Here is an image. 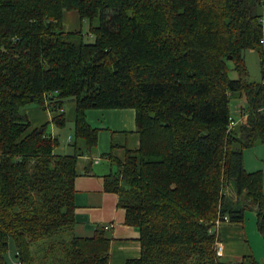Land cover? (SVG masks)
<instances>
[{
    "label": "trees",
    "instance_id": "16d2710c",
    "mask_svg": "<svg viewBox=\"0 0 264 264\" xmlns=\"http://www.w3.org/2000/svg\"><path fill=\"white\" fill-rule=\"evenodd\" d=\"M263 5L0 0V264H110L104 227L75 233V180L79 156L98 145L88 110L112 108H134L141 135L105 183L140 232L142 255L127 264H264L218 253L222 225L243 226L248 210L264 237V174L244 155L264 143V85L245 59L257 50L264 77ZM71 11L79 30L64 27ZM233 97L247 102L238 120ZM69 102L74 153L57 154L49 123L32 126L26 110L50 111L64 128Z\"/></svg>",
    "mask_w": 264,
    "mask_h": 264
},
{
    "label": "crops",
    "instance_id": "0c3cea01",
    "mask_svg": "<svg viewBox=\"0 0 264 264\" xmlns=\"http://www.w3.org/2000/svg\"><path fill=\"white\" fill-rule=\"evenodd\" d=\"M81 26L82 20L76 11L65 14L66 30H79ZM64 112L67 124L72 122L74 128L76 103H67ZM27 116L32 126L41 127L49 123L50 133L53 136L57 137L60 133L56 129L62 127L52 122L54 116L52 112L35 106L28 108ZM87 118L93 126L99 128L98 145L79 156L78 176L75 180V233L80 236H92L98 227H104L111 238L110 264H127L128 260L138 259L142 255L140 232L138 228L125 223L126 210L118 205L119 195L108 192L105 183L106 178L114 173L116 163L123 162L128 151H135L140 147L141 135L136 125V110L134 108L90 109ZM67 142L68 146L64 145L63 154L74 153V136L69 135ZM254 230L249 232L247 225L223 224L220 228L219 243L224 245V250L218 253L231 260L249 254L256 255L254 243L263 241L264 245V237L259 227L257 231ZM256 259L264 262L260 258L256 257Z\"/></svg>",
    "mask_w": 264,
    "mask_h": 264
},
{
    "label": "rangeland",
    "instance_id": "374dc122",
    "mask_svg": "<svg viewBox=\"0 0 264 264\" xmlns=\"http://www.w3.org/2000/svg\"><path fill=\"white\" fill-rule=\"evenodd\" d=\"M264 8V5H263ZM264 18V16H263ZM264 24V21H263ZM83 28L84 31H88V25L86 24V22L83 23ZM88 37V41H92L93 38L90 37L89 35ZM245 59H246V64L248 67V71H249V80L252 82H262V77H263V69H262V57L261 55L258 53L257 50L255 49H247L245 51ZM229 74L230 77L233 79L238 78V73L235 71L233 63H230V69H229ZM247 102L245 98H238V97H233L232 101H231V108H232V113L234 118H236L235 120H238L239 117V113L241 111V109H243L244 106H246ZM37 105H33V107H35ZM38 107V106H37ZM28 110V109H27ZM26 110V112H27ZM239 124V123H237ZM59 129V130H58ZM56 129L57 132L59 133L57 135V137L59 138L60 144L57 146L55 153L57 154H63L64 153V145L68 146V142H67V137L70 135L73 136L74 134V128L72 125V122H69L67 124V126L65 128H58ZM50 125L47 128V132L50 133ZM235 147H240V145L238 144ZM245 167L249 172H255V171H262L264 174V143L262 142H257L255 146L250 147L245 149ZM257 214L255 213V211L253 210H248L245 216V226L247 225L249 228V232L250 230H255L257 231L258 229V225H257ZM254 239V236H252ZM254 248H255V257L260 258L261 261L264 260V245H263V241L260 243L256 242L254 243ZM218 252H222L224 250V245L220 244L218 242ZM11 256V255H10ZM12 256H14L12 254ZM227 258V257H225ZM11 260V264H13L12 259ZM39 263V261L37 262V264ZM227 264H231L230 262Z\"/></svg>",
    "mask_w": 264,
    "mask_h": 264
},
{
    "label": "built area",
    "instance_id": "2783aa9c",
    "mask_svg": "<svg viewBox=\"0 0 264 264\" xmlns=\"http://www.w3.org/2000/svg\"><path fill=\"white\" fill-rule=\"evenodd\" d=\"M263 42H264V40H263ZM262 84L264 85V77L262 79ZM236 123H237V121H233L231 123V126L235 125ZM225 220H227V218H225ZM106 228H109V226H106ZM12 261H13V264H22L21 261L19 259H17L16 257H13Z\"/></svg>",
    "mask_w": 264,
    "mask_h": 264
}]
</instances>
